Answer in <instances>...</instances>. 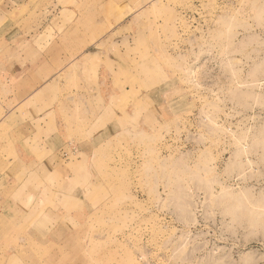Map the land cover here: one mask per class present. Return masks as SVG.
<instances>
[{
    "label": "rangeland",
    "instance_id": "1",
    "mask_svg": "<svg viewBox=\"0 0 264 264\" xmlns=\"http://www.w3.org/2000/svg\"><path fill=\"white\" fill-rule=\"evenodd\" d=\"M12 59L65 128L1 177L0 264H264V0H0Z\"/></svg>",
    "mask_w": 264,
    "mask_h": 264
},
{
    "label": "crops",
    "instance_id": "2",
    "mask_svg": "<svg viewBox=\"0 0 264 264\" xmlns=\"http://www.w3.org/2000/svg\"><path fill=\"white\" fill-rule=\"evenodd\" d=\"M39 64L42 65V63ZM38 66V63H35V66L32 67V63H26L23 59H12L0 63L2 71V73L0 72V181L1 177L10 174L7 166L13 167L12 164L23 165L24 168H36L37 165L32 166V162L42 158V156L37 155V143L38 146H41L43 142H48L45 139L48 130L55 136V139L54 137H48L52 143L57 144L63 141L59 138L57 129L60 127L65 128L64 118L61 116L59 121L53 120L46 123L42 118L43 116H41L45 113L40 109L44 107L42 100L46 102L43 96L45 97V95L47 96L52 92L54 78H52L53 71L49 63H45V70L44 67L38 68ZM35 69L36 71H34ZM41 70H47L48 72L44 73ZM38 74L41 76H38ZM80 76L83 78L82 72H80ZM6 80L10 83L13 82L14 85L10 87L12 88L11 92L6 97L8 100L7 105L2 100L5 98L3 83ZM17 81L19 82L18 85H16ZM15 88H18V91ZM24 114L28 118L26 116L22 119L21 116L25 117ZM18 170L19 167L13 170L12 174L17 176L20 174ZM9 186L11 184L8 185L6 182L5 187Z\"/></svg>",
    "mask_w": 264,
    "mask_h": 264
}]
</instances>
